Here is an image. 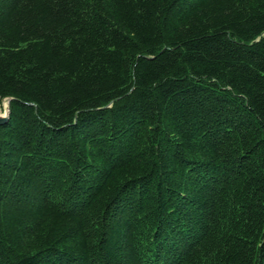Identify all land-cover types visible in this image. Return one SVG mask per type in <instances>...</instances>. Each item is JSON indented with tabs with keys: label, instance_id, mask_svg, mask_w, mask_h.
<instances>
[{
	"label": "trees",
	"instance_id": "1",
	"mask_svg": "<svg viewBox=\"0 0 264 264\" xmlns=\"http://www.w3.org/2000/svg\"><path fill=\"white\" fill-rule=\"evenodd\" d=\"M3 98L0 264H264V0H0Z\"/></svg>",
	"mask_w": 264,
	"mask_h": 264
},
{
	"label": "rangeland",
	"instance_id": "2",
	"mask_svg": "<svg viewBox=\"0 0 264 264\" xmlns=\"http://www.w3.org/2000/svg\"><path fill=\"white\" fill-rule=\"evenodd\" d=\"M9 107V98H3L0 101V116L6 115Z\"/></svg>",
	"mask_w": 264,
	"mask_h": 264
},
{
	"label": "water",
	"instance_id": "3",
	"mask_svg": "<svg viewBox=\"0 0 264 264\" xmlns=\"http://www.w3.org/2000/svg\"><path fill=\"white\" fill-rule=\"evenodd\" d=\"M9 113H10V108L8 107V112L6 115L0 116V124L4 123L5 121L8 120L9 117Z\"/></svg>",
	"mask_w": 264,
	"mask_h": 264
},
{
	"label": "bare ground",
	"instance_id": "4",
	"mask_svg": "<svg viewBox=\"0 0 264 264\" xmlns=\"http://www.w3.org/2000/svg\"><path fill=\"white\" fill-rule=\"evenodd\" d=\"M8 110V109H7ZM77 160V159H76ZM133 182V181H132ZM185 264V263H184Z\"/></svg>",
	"mask_w": 264,
	"mask_h": 264
}]
</instances>
